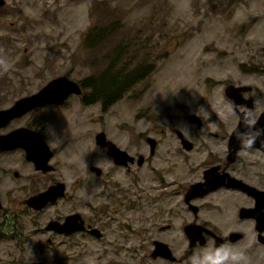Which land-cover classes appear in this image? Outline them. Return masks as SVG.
Masks as SVG:
<instances>
[{"label": "flooded vegetation", "instance_id": "af4514ba", "mask_svg": "<svg viewBox=\"0 0 264 264\" xmlns=\"http://www.w3.org/2000/svg\"><path fill=\"white\" fill-rule=\"evenodd\" d=\"M254 64L250 67L243 64L242 69L257 82L223 83L222 91L231 113L229 122L214 130L195 123L192 136L197 141L180 128L169 126L160 128L159 136L140 133L129 146L121 145L100 129L95 132L92 144L89 127L62 126L59 116L51 115L56 110H60V115L63 111L84 114L90 106L103 104L102 99L91 98L83 80H77L80 93H71L61 103L37 106L0 127V134L27 127L42 136L30 141L31 150L24 146L0 148V157L8 153L19 155L13 168L2 167L0 162V169L3 168L0 170V264H142V259L148 256V252L142 255L143 229L152 233L149 234L152 251L157 240L170 246L172 238H164L163 232L174 228L178 231V245L186 242L190 246L185 229L188 224L213 231L214 234L205 231L202 234L203 245L214 248L244 237L243 230L231 229L223 235L213 226L209 216L213 209L231 211L240 225L246 221V228L253 230L257 240L264 243V224L259 230L254 216L240 215L243 207L254 208L260 216L264 212V200L256 204V197H264V62ZM8 83L1 82L0 90L11 100L8 92H16V85L14 80ZM229 84L238 87L233 100L225 91ZM17 99L0 107H10ZM41 109L50 112L12 125ZM164 129L177 141L166 143L162 150L159 145L167 134ZM178 131L190 142L183 143ZM100 132L106 133L104 144L98 142ZM113 144L127 151L130 157H120ZM19 164L25 166L24 181ZM66 164L76 165L69 169L74 172H68ZM83 165L84 171L80 170ZM11 172L14 182L7 191L3 176ZM50 189L47 200H30ZM5 195L12 198L10 205L3 199ZM219 196L223 202L218 200ZM144 208H148V217L143 216ZM163 218L166 221L162 222ZM236 231L242 235L231 241L229 235ZM203 245L197 241L190 248ZM151 251L150 257L154 258ZM174 256L172 261L180 262L184 258ZM159 257L166 259L156 258Z\"/></svg>", "mask_w": 264, "mask_h": 264}, {"label": "rangeland", "instance_id": "374dc122", "mask_svg": "<svg viewBox=\"0 0 264 264\" xmlns=\"http://www.w3.org/2000/svg\"><path fill=\"white\" fill-rule=\"evenodd\" d=\"M94 23H110L115 30L98 47H89L87 32ZM116 46L124 49L122 61L129 66L150 63L153 70L107 110L100 102L84 114L63 111L60 115V110L51 111L52 116H59L62 126L89 127L92 144L95 132L104 129L123 146L132 144L140 133L159 136V129L169 126L192 136L197 126L187 120L188 113L198 114L202 126L214 130L226 125L231 116L223 83L257 82L242 67L264 62V0H7L0 7V59L7 64L6 68L0 66V83L14 80L16 92H8L9 100L0 90V105L7 106L38 91L58 75L67 74L78 81L99 75ZM48 112L49 109L38 110L12 125ZM164 131L167 134L159 145L162 150L166 143L177 141L169 137V130ZM18 157L17 153L1 156L2 167L13 168ZM17 167L24 181L25 166ZM75 167L65 166L68 172H74L69 169ZM80 170L84 171L85 165ZM12 174L3 176L7 191L14 182ZM3 199L6 205L11 204L8 195ZM218 200L224 199L219 196ZM213 210L209 215L211 224L223 235L231 229L245 234L238 242L222 245L244 248L252 264H264V243L246 228V221L240 225L231 211ZM143 216H149L148 208H144ZM149 234L151 231L143 229L142 255L148 252V256L142 264H193L217 248L209 244L190 248L186 242L178 245V231L174 228L163 235L172 238L174 254L184 258L180 262L154 259L150 257Z\"/></svg>", "mask_w": 264, "mask_h": 264}, {"label": "water", "instance_id": "95a60500", "mask_svg": "<svg viewBox=\"0 0 264 264\" xmlns=\"http://www.w3.org/2000/svg\"><path fill=\"white\" fill-rule=\"evenodd\" d=\"M5 2L6 0H0V5L4 4ZM226 89L227 90L225 91L227 95L230 96V98H232L233 100L235 97L234 93L238 89V87H236L234 84H229L227 85ZM81 91H82L81 86L76 79L70 77L67 74L58 75L52 78L50 81H48L38 91L19 97L16 100V102L10 107H7V108L0 107V127L6 126L7 124H9V122L12 119L22 116L23 114L27 113L29 110L37 106H42L47 103H61L71 93H80ZM186 118L189 121L196 123L197 126L202 123L201 118L196 113H188L186 115ZM178 133L183 143L187 144L190 142V140L186 139V137H184L180 131H178ZM34 137L42 138L40 133L33 131L27 127H20L7 134H0V148L3 150H6V149L15 148L17 146H24L27 148V150H31L29 143ZM106 138L107 137H106L105 132H100L98 134V142H101L104 144V142L107 140ZM233 138H234V134L231 135L230 144ZM148 139L151 142H154L153 138L151 139L148 138ZM45 146L47 145L45 144ZM113 147H116V149L120 151L119 152L120 157L121 156H123L124 158L130 157L127 151L121 150L115 144H113ZM50 196H51V189L31 198L30 200L33 202L38 201L41 198L47 200L48 198H50ZM263 200H264V197H261V198L256 197V202H257L256 204H259V203L261 204ZM0 204H1V198H0ZM240 212H241L240 215L242 217L254 216L255 219H257L256 220L257 227L259 228V230L263 228L264 212H262L260 216L257 212H255L254 208H244V207L241 208ZM185 229L187 231V234H189L188 236L190 239V242H189L190 246H193L197 241L201 245L204 244V237L202 234L203 231L214 234L213 231H211L210 229L206 227H203V226L201 227V225L198 226L195 224H188L186 225ZM241 235L242 234L240 232L236 231V232L230 233L229 239L231 241L238 240L241 237ZM216 236L220 237L218 235ZM216 244L219 245L220 241H217ZM151 255L154 258H156L157 256H163L166 259H170V260H174L176 258L170 246L168 244L166 245L165 242L159 241V240L155 241V246L151 251Z\"/></svg>", "mask_w": 264, "mask_h": 264}, {"label": "trees", "instance_id": "16d2710c", "mask_svg": "<svg viewBox=\"0 0 264 264\" xmlns=\"http://www.w3.org/2000/svg\"><path fill=\"white\" fill-rule=\"evenodd\" d=\"M114 28V25L110 23L90 25L87 32L89 47H98L99 42L103 38H107L115 30ZM113 52L108 55L107 64L99 75L87 77L83 80L84 88L89 87L87 93L91 98L102 99L104 110L119 100L136 82L141 81L149 74L154 67L153 64L148 63L147 65L143 62L129 66L128 63L122 61L125 53L122 47L116 46Z\"/></svg>", "mask_w": 264, "mask_h": 264}, {"label": "clouds", "instance_id": "9594fccd", "mask_svg": "<svg viewBox=\"0 0 264 264\" xmlns=\"http://www.w3.org/2000/svg\"><path fill=\"white\" fill-rule=\"evenodd\" d=\"M0 66L6 68V61L0 59ZM193 264H252V261L246 249L222 245L203 254Z\"/></svg>", "mask_w": 264, "mask_h": 264}]
</instances>
